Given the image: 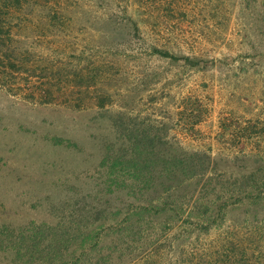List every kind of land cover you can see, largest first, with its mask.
<instances>
[{
  "label": "rangeland",
  "instance_id": "1",
  "mask_svg": "<svg viewBox=\"0 0 264 264\" xmlns=\"http://www.w3.org/2000/svg\"><path fill=\"white\" fill-rule=\"evenodd\" d=\"M0 264H264V0H0Z\"/></svg>",
  "mask_w": 264,
  "mask_h": 264
},
{
  "label": "trees",
  "instance_id": "2",
  "mask_svg": "<svg viewBox=\"0 0 264 264\" xmlns=\"http://www.w3.org/2000/svg\"><path fill=\"white\" fill-rule=\"evenodd\" d=\"M156 53L167 57L168 54L165 52H161L159 50H154ZM180 158L177 160L175 158V156L173 157V159H168L166 160V162H169L171 164H169V174H171V177L168 176V178L170 180H172V178H174L175 176H177V174L181 175L184 177V179L190 181L193 180L194 178H197L199 174L203 173L204 171V165L205 162L203 161V158L200 156L199 153H186L184 152L181 156H179ZM177 161L179 162V166L176 164ZM138 162V161H137ZM182 179V180H184ZM171 187V186H170ZM200 221V220H198ZM206 219H203V221H201V223H206ZM206 230H208L207 228H205Z\"/></svg>",
  "mask_w": 264,
  "mask_h": 264
}]
</instances>
